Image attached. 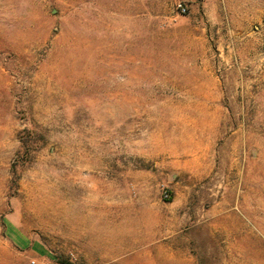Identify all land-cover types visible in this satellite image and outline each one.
<instances>
[{"label": "rangeland", "instance_id": "rangeland-1", "mask_svg": "<svg viewBox=\"0 0 264 264\" xmlns=\"http://www.w3.org/2000/svg\"><path fill=\"white\" fill-rule=\"evenodd\" d=\"M61 262L264 264V0H0V264Z\"/></svg>", "mask_w": 264, "mask_h": 264}, {"label": "trees", "instance_id": "trees-1", "mask_svg": "<svg viewBox=\"0 0 264 264\" xmlns=\"http://www.w3.org/2000/svg\"><path fill=\"white\" fill-rule=\"evenodd\" d=\"M26 149H28V148H26ZM28 156H29L28 155V151L26 150L25 151V155H24V157H25L24 160L28 159ZM60 264H71V263H69V262H61Z\"/></svg>", "mask_w": 264, "mask_h": 264}, {"label": "built area", "instance_id": "built-area-1", "mask_svg": "<svg viewBox=\"0 0 264 264\" xmlns=\"http://www.w3.org/2000/svg\"><path fill=\"white\" fill-rule=\"evenodd\" d=\"M178 8H179V11H180L182 14H184V13L186 12V8L183 7L182 5H179Z\"/></svg>", "mask_w": 264, "mask_h": 264}]
</instances>
